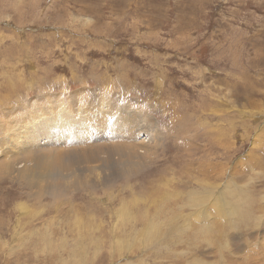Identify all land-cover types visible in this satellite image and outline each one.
<instances>
[{
    "label": "rangeland",
    "instance_id": "374dc122",
    "mask_svg": "<svg viewBox=\"0 0 264 264\" xmlns=\"http://www.w3.org/2000/svg\"><path fill=\"white\" fill-rule=\"evenodd\" d=\"M47 100L70 103L76 119L87 120L91 107L116 123L129 118L126 132L97 141L150 145L154 153L139 169L117 164L115 152L109 167L76 163V178L55 199L8 174L7 152L0 155V264H61L38 232L50 220L63 222L50 225L61 232L55 240L67 233L69 197L76 264L125 256L138 264H264V0H0V148L28 151L23 135L38 123L22 133L8 128ZM87 133L74 143L41 134L37 147L91 149ZM10 135L17 143L6 148ZM219 192L225 212L236 206L239 215L221 213ZM187 196L199 203L187 218L203 213L205 202L209 229L175 230L168 239L164 229L160 243L152 233L166 212L155 215V204ZM123 203L133 213L126 220ZM139 204L148 209L143 222Z\"/></svg>",
    "mask_w": 264,
    "mask_h": 264
},
{
    "label": "bare ground",
    "instance_id": "6f19581e",
    "mask_svg": "<svg viewBox=\"0 0 264 264\" xmlns=\"http://www.w3.org/2000/svg\"><path fill=\"white\" fill-rule=\"evenodd\" d=\"M60 102V104L54 105L55 101L47 100L43 102L45 103V105L39 108L41 112L34 110V107H32L31 111H26V118L19 125L10 124V127L8 126V130L12 131V129H14V126L16 125L18 126V130L21 131L20 133H22V130L23 132H27L28 126L33 127L35 126V124L38 123L37 129L32 130L30 132V136L27 133V136L23 135L24 139L26 140V145L30 144V146L26 147V150H28L27 152H23L24 150H22V146L20 147L18 144L17 148H15V150L17 149L16 151H14L15 153L10 149V151H7L8 149L5 150L4 148H0V155L4 156L7 152L4 158L6 160L10 158L11 160L10 162H8V160L5 161L4 158L3 161L0 160V163L1 161L4 163L5 171L8 174L16 176L17 178H19V180H22L26 185L30 187H35L36 185L39 186V190L37 193L38 196H43L45 192L50 193L54 199L56 197H59L60 195H63L68 180L70 178H76V163H81V161L87 162L88 160H92L99 162L97 163L99 166L109 167V164H114L113 160H110V155L115 152L121 155L123 161L121 162V160L117 159V161L115 160L117 164H125V167L130 169H139L142 165L147 164L146 159L149 158V154L154 153H152L153 150L150 145L146 146L144 148V151H140L139 143H134L133 145L127 144L128 146H125L122 143L106 145L103 142L99 143L97 141L100 139H108L111 133L119 134L123 131L126 132L124 129H122V125L126 126L129 122V118H123L119 123H116L117 121H111V119L109 118L104 119L103 116L105 115L100 111L94 113L95 108L91 107V110L88 111V115L86 116L87 120H84L82 118L76 119V116L71 113L72 110L70 103H64L62 101ZM30 103L31 102H29V105ZM106 103V101H102L101 107H103ZM87 131L89 142L95 141L94 144L91 143V149L74 148L76 146L69 148L65 147L62 149L61 147H63V144L60 142H58L56 144L58 146L50 152H46V148L37 147L38 143L41 144L43 143L41 141L45 140L44 138H42L41 134H45L49 139V137H51L53 134L58 133L59 141L65 139L68 141L70 140L71 143H74L78 139L77 136L79 134H83L86 136ZM102 131L106 134H101L100 132ZM99 134L101 135L98 137ZM19 135L20 134H18V136ZM60 135H62V138ZM131 138L135 139L134 136H132ZM68 141H66V143H68ZM46 142H48V140ZM12 143H17V137L15 139H12L10 135V138L7 143L9 147L7 146L6 148H10V144ZM155 145L157 146L158 144ZM9 153L14 154L7 158ZM88 170H95V165L89 166ZM42 181L46 182L45 186L41 185ZM75 185L76 183H74L70 188H73ZM164 185L166 184L164 183ZM203 193H205L206 195H210L212 194V191L206 189V191H204ZM219 195L223 197V202L220 204V206L222 207L221 213H225L228 216H235L240 214V211L236 206L234 208H230V212L226 213L225 207L226 205H228L227 198L221 192H219ZM188 197L189 196L185 197V199H183L180 203L171 202L167 200L172 197H162L160 201L155 204V215H158L162 212H166V215L162 219L163 221L158 219V222L161 224L160 227H158L159 225H155V228L157 229L152 233L155 234L153 235V237H157L160 243L164 244L166 241L165 238L168 239L170 235L174 234L175 230H179L180 232H182V235H184V233L188 232L189 230L203 232L205 231L204 229H209L210 223L204 220L205 216L203 215L206 209L205 202H201L203 207V213H200V211L198 210V212L194 213L195 217L187 218L188 210H191L193 207L196 208V206L199 205V203L193 204L191 201H189ZM139 200L142 199H135L134 203H137ZM68 202H70L69 210L71 211V216L69 215V211L67 210V218L69 219L71 228H69L67 233H62V237L58 239L61 241L56 244L58 240L55 239L61 234L58 229L60 228L63 222L55 223L53 221L47 220L46 222H44V224L41 225V227L43 228V232L38 233L39 237L41 238V241H43L44 243L45 250L48 253L52 254L53 259H58L61 264H76V203L74 204V202H72L71 197L68 198L66 203ZM59 206L60 201L54 203L53 207H55V213L61 212L59 210ZM138 208L142 216L141 222L147 220V216L149 215L147 213V207L142 204H139ZM130 210V204L128 205L127 203H123L124 220L129 219L131 217V214H133ZM208 215L209 214H207V217ZM199 217L200 221L197 222V218ZM56 218L59 221L62 220L59 215H56ZM79 219L80 216L78 215L77 221ZM51 224L55 225L58 229L50 227ZM82 228H80L81 233L79 235V238H86L85 234L82 231ZM164 229L166 230L165 238L162 232ZM90 234L91 236L89 237V241L91 240L92 242L96 243L92 231ZM149 239V237L146 238V240ZM178 239L180 240H176L175 242H181L184 238L182 236H178ZM119 243L122 244L120 245V247H123L125 246L126 242L119 241ZM67 245L69 246L65 247ZM56 250L57 252L55 253ZM86 251L82 253L81 259H89L88 257H85ZM124 259L126 260L124 263L114 261L111 264H138L135 263V261H131V259L126 258V256ZM189 261L191 263L190 259ZM199 264L211 263H205V261H200Z\"/></svg>",
    "mask_w": 264,
    "mask_h": 264
}]
</instances>
